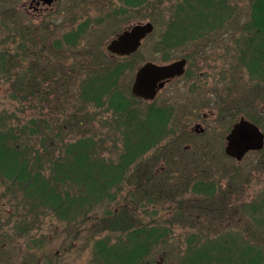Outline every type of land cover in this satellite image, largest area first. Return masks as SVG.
Masks as SVG:
<instances>
[{"label": "rangeland", "instance_id": "1", "mask_svg": "<svg viewBox=\"0 0 264 264\" xmlns=\"http://www.w3.org/2000/svg\"><path fill=\"white\" fill-rule=\"evenodd\" d=\"M19 1H0V132L10 133L44 176L52 161L71 158L69 145L79 140H89L95 159L121 168L122 176L92 204H73L77 191L67 183L60 214L26 200L0 174V264H107L96 252L102 242L125 245L132 232L137 240L150 233L143 264H180L191 247L224 242L227 250L257 249L264 264V147L238 162L224 153L225 136L240 117L264 133V66L251 72L252 60L236 59L229 47L259 34L247 29L258 22V0H226L227 16L222 0L206 12L197 6L202 0H135L126 8V0H58L38 19L15 9ZM211 18L215 23L199 35L215 42L213 59L206 60L199 51L210 48L193 41L192 23ZM147 21L154 30L130 60L132 71L90 100L98 90L91 70L115 59L106 51L110 39ZM178 23V35L166 36ZM71 35L73 43L66 41ZM186 51L195 55L188 76L154 100L131 96L139 66L167 64ZM88 87L93 93L85 96ZM159 112L163 132L151 122ZM197 124L203 133L194 130Z\"/></svg>", "mask_w": 264, "mask_h": 264}, {"label": "trees", "instance_id": "2", "mask_svg": "<svg viewBox=\"0 0 264 264\" xmlns=\"http://www.w3.org/2000/svg\"><path fill=\"white\" fill-rule=\"evenodd\" d=\"M133 1L135 0H127L126 2L132 3ZM174 27V31L171 30L166 36L172 33L178 35L179 23L174 24ZM83 32L84 28H80L76 36L79 37ZM76 36H66V41L73 43ZM134 56L111 58L112 61L108 59L105 65L103 64L100 68L91 70L93 72L90 77H94L93 82L97 83L98 90L93 91L96 95L90 100L97 101L101 94L113 90L118 79L128 71H132L133 66L130 60ZM257 62L259 66H257ZM260 65V61L252 60L253 68H251V72H253V69H258ZM102 73L103 76L101 77ZM82 91L85 96H88L92 89L88 87L87 90ZM116 99L118 100V98ZM118 105L120 106L121 103H118ZM164 117L165 115L159 112V115H156L154 120L151 121L152 125L159 126L156 131H164L165 120H162ZM161 126L162 129H160ZM153 137L151 136L148 139L152 141ZM91 144L89 140H79L74 144H70L69 155L71 158L52 161L53 169H50V175L44 176L41 169L35 167L29 161L19 145L12 142L11 134L0 132V174L6 175L9 178L8 181L19 186L26 200H32L40 204L37 205L38 207L45 206L50 210L52 208L60 214L66 212L64 196L66 195L68 198L69 190L63 187L67 183L74 184L73 187L77 191L76 199L72 201L73 204L83 205L85 202L92 204L93 200L102 199L109 190L119 184L117 181L122 176V169L113 164L106 166L102 160L95 159L94 152H91ZM85 196H87L86 200ZM131 236H133V241L125 245L121 242L113 244L102 242L103 244L99 246L96 252L102 255L103 261L108 262L107 264H143L149 251L143 240L146 233L141 240H137L138 235L136 236L134 232L131 233ZM146 240L150 243V233L147 235ZM225 243L223 245L215 243L210 249L202 246L191 247L188 250L189 253L184 256L185 260H180V264H262L260 252L257 249L248 247L242 252L232 249L227 250Z\"/></svg>", "mask_w": 264, "mask_h": 264}, {"label": "water", "instance_id": "3", "mask_svg": "<svg viewBox=\"0 0 264 264\" xmlns=\"http://www.w3.org/2000/svg\"><path fill=\"white\" fill-rule=\"evenodd\" d=\"M52 1L47 0L48 3ZM152 30L153 25L149 22L135 24L111 39L106 45V49L112 55L129 56L139 48L141 40ZM182 73V60L166 65L146 62L137 68L130 91L137 98L152 100L164 86L166 80L180 76ZM225 139V154L237 161H241L248 151L260 150L264 145L262 132L256 125L244 118L233 125Z\"/></svg>", "mask_w": 264, "mask_h": 264}, {"label": "flooded vegetation", "instance_id": "4", "mask_svg": "<svg viewBox=\"0 0 264 264\" xmlns=\"http://www.w3.org/2000/svg\"><path fill=\"white\" fill-rule=\"evenodd\" d=\"M5 6H9L10 3L13 2V0H0ZM127 1V0H126ZM58 0H53L52 2L48 3L47 0H20L19 2H17L16 4H14L13 6L15 7V9H20L22 11H25L29 14H31L33 17L34 16H37L36 19L39 18V16L43 13V12H48V11H51V10H54V7L55 5L57 4ZM217 2H220L217 1ZM213 3H215L213 0H202V1H198L197 2V6L198 8L201 10V11H204L206 12V10L209 8L213 9ZM222 4H223V9L224 10H220L222 11L223 13H225V16H227V5H226V0H222ZM252 4V1H250V4L249 6ZM132 7L131 4H128L127 5H123L124 8L126 7ZM254 12L256 13L255 14V18L256 20H258L257 23H254V24H250L251 26H247V29L250 28V29H255V28H258L256 32H258L259 34L256 36L254 34H250V35H246L245 37H241L238 41L234 42V46H231V42H229V47L231 48L232 51H235V58L236 59H240V61H243V60H246V59H251V60H258L260 61V64L262 66H264V0H258L256 2V6H255V10ZM110 17V16H109ZM103 20V19H102ZM102 20L100 19H97L95 21V23H101ZM215 20L213 18H211V20L209 21V23H205L206 20H204L202 23H192L193 26L197 27V31H198V35L197 36H194L192 37L193 38V41H198L199 42V46L201 47L202 44H207L208 47L210 48V50L204 52V50H200L199 53H200V56L202 54L206 55L204 58L206 60H211L213 59V53H214V47H212V45L215 43L214 40H213V37L211 39H209L207 42H204L208 39V36H199L201 33H204L203 30H205L206 32H208L211 27L210 23H215L214 22ZM36 22L38 23V20H36ZM82 23H89L87 21H84ZM92 23V22H91ZM187 24V23H186ZM208 24V25H207ZM228 24L227 23V27H228ZM196 25V26H195ZM246 28V27H245ZM196 32V30H194V33ZM246 33H248V31H245ZM253 31H251L250 33H252ZM185 40L184 37H182V40ZM188 39V37L186 38ZM203 40V41H201ZM184 45V42H180V39H179V46H183ZM186 46H189V44H185ZM194 53L192 52H189V51H186L183 53V55L179 58V59H176V60H179V61H183V73L178 76V77H173V78H170L168 79L163 88L165 89L171 81H173L174 79L176 80H180L186 76H188V71H187V68L189 66V61L190 59H192L193 57H195V55H193ZM225 54H228L227 52H225ZM173 62V61H172ZM170 63V62H169ZM198 64H200V62H198ZM213 67V65H211ZM251 71V70H250ZM263 68L260 69L259 71V74L260 76L263 75ZM199 76V74H198ZM262 80V79H261ZM193 87L191 88H197L199 85H198V79L196 80V84L192 85ZM158 91V93L161 92ZM204 118H206V115H204ZM241 118V117H240ZM239 118V119H240ZM235 123V122H234ZM233 123V124H234ZM232 124V125H233ZM201 126L199 124H197L194 128V130L197 132V133H203V129L200 128Z\"/></svg>", "mask_w": 264, "mask_h": 264}]
</instances>
